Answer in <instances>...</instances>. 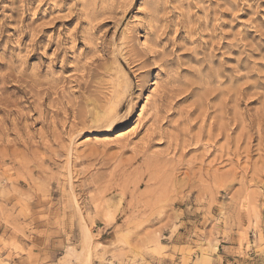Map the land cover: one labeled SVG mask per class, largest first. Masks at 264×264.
<instances>
[{
  "label": "rangeland",
  "instance_id": "1",
  "mask_svg": "<svg viewBox=\"0 0 264 264\" xmlns=\"http://www.w3.org/2000/svg\"><path fill=\"white\" fill-rule=\"evenodd\" d=\"M0 264H264V0H0Z\"/></svg>",
  "mask_w": 264,
  "mask_h": 264
}]
</instances>
